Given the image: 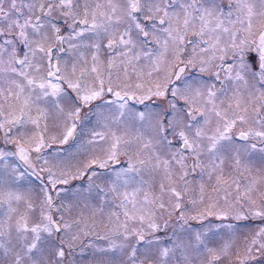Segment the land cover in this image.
Wrapping results in <instances>:
<instances>
[{"label":"snow or ice","instance_id":"6c2138e0","mask_svg":"<svg viewBox=\"0 0 264 264\" xmlns=\"http://www.w3.org/2000/svg\"><path fill=\"white\" fill-rule=\"evenodd\" d=\"M0 264H264V0H0Z\"/></svg>","mask_w":264,"mask_h":264}]
</instances>
